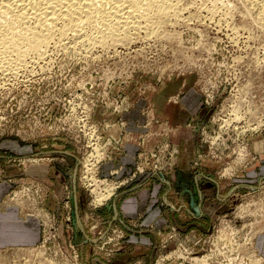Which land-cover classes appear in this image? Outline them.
I'll return each mask as SVG.
<instances>
[{"label": "rangeland", "instance_id": "obj_1", "mask_svg": "<svg viewBox=\"0 0 264 264\" xmlns=\"http://www.w3.org/2000/svg\"><path fill=\"white\" fill-rule=\"evenodd\" d=\"M177 3L165 23L122 43L56 49L0 70L5 201L19 207L27 235L0 246V264H264V0ZM87 108L112 157L134 141L120 120L132 110L168 122L170 141L141 148L120 179L100 169L107 193L97 195L99 183L80 179L86 137L69 127ZM14 143L31 147L26 157L6 149ZM149 174L164 181L161 223L126 216L115 199Z\"/></svg>", "mask_w": 264, "mask_h": 264}, {"label": "bare ground", "instance_id": "obj_2", "mask_svg": "<svg viewBox=\"0 0 264 264\" xmlns=\"http://www.w3.org/2000/svg\"><path fill=\"white\" fill-rule=\"evenodd\" d=\"M179 1L0 0V70L17 72L28 58L35 63L56 49L93 51L122 43L130 31L146 30L156 19L165 23Z\"/></svg>", "mask_w": 264, "mask_h": 264}, {"label": "crops", "instance_id": "obj_3", "mask_svg": "<svg viewBox=\"0 0 264 264\" xmlns=\"http://www.w3.org/2000/svg\"><path fill=\"white\" fill-rule=\"evenodd\" d=\"M132 111V113H127L126 117L122 116L120 120H124V122L122 123L124 124L123 128L126 126V133L128 129H132V132L128 130L130 132V135L132 133L136 134L134 141L123 144V150L120 151V153L115 157H112L111 159L103 162L101 166V171L103 172V174H111V171L117 170L115 171V176L117 179L122 178L123 174L127 175L133 171L136 165L137 154L141 148L148 149L150 147L152 148L153 145H155L159 141H170V133L167 134L169 128L165 127V124H167L168 122H163L161 124H159L160 122H158L159 125L157 126L155 120H158V118H156L154 114H151L150 111H145L144 109L140 112H137L136 110ZM161 120L164 121V118L162 117ZM156 129L159 133L161 131L162 135H153L154 131L156 132ZM180 129L182 131V128ZM180 129L174 131L175 134L181 136ZM174 144L176 146L178 145L181 148L184 147L182 146L184 144L183 142H181V140L177 141V143ZM5 147L7 150H9L8 148H10L12 152H24V154H21L19 156L21 158L27 156L25 155V152L28 150L27 147L29 148L30 146H22L20 144L14 143L12 145L9 144ZM187 147L188 146H185L184 152L189 148ZM39 154L37 153V155ZM6 157L9 158V156ZM4 162L5 163L1 165L0 170V246H3L6 242L9 241L25 242V237L27 236L24 234L26 221L21 216L22 213L20 212L19 207L10 205L7 201H5V198L11 188V182L9 181L10 179L8 167V163L10 161L5 160ZM180 171L185 172L182 169H179V172ZM195 179L199 181L198 177H195ZM161 180L162 179L159 176H150V174L147 176L140 175V177H137L134 180H129V183L124 185V190L118 192L115 195V199H118L120 201L119 208L126 216L135 217L142 213L143 216H145V222L150 223L159 220L161 223L163 221V217H160L158 215L160 208L158 206H155L159 201L158 199L159 195L161 194L163 185L162 183L164 182ZM210 194L207 195L205 191H199V198L201 200H205V197L211 196ZM165 195L166 193L163 195L166 199ZM181 195V197H184V192ZM114 207L118 216L119 213L116 200L114 203ZM203 208L204 210H206L205 207ZM202 213H205V211L202 210ZM39 228L40 227H38V224L36 222L32 224V229L34 233H36L35 240L38 237L37 234ZM21 231L23 232L21 233ZM13 236L17 238L13 239Z\"/></svg>", "mask_w": 264, "mask_h": 264}, {"label": "built area", "instance_id": "obj_4", "mask_svg": "<svg viewBox=\"0 0 264 264\" xmlns=\"http://www.w3.org/2000/svg\"><path fill=\"white\" fill-rule=\"evenodd\" d=\"M89 111L90 109L87 108L86 111L82 113L81 117L76 120V127H74L73 125L69 127L74 129L75 131L77 130V135L79 137H81V135H84L86 137V144L84 148L85 152L81 162L83 172L81 173L80 179L87 187L94 186L95 188H97V184L99 183L100 187L96 189V194H106L107 186L105 185V182L107 181L108 183V179L101 178L100 169L103 162L111 159L112 155L110 156L111 152H109V143L104 141L101 128L97 124V122L93 121L90 118ZM64 121L67 122V117L64 118ZM69 127L64 129L70 131ZM115 141L118 143V140ZM115 190L116 189L113 187L111 196L107 199H110L115 195Z\"/></svg>", "mask_w": 264, "mask_h": 264}]
</instances>
